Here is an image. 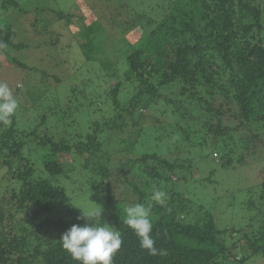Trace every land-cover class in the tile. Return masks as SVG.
Instances as JSON below:
<instances>
[{"label":"trees","instance_id":"16d2710c","mask_svg":"<svg viewBox=\"0 0 264 264\" xmlns=\"http://www.w3.org/2000/svg\"><path fill=\"white\" fill-rule=\"evenodd\" d=\"M5 1L11 7L19 5L16 0H2L0 10L8 9L4 6ZM87 2L79 0L88 10L92 9L94 21H88L86 13L81 10L72 14L58 7H47L56 8L50 10L38 7L34 21L43 27L33 38L22 36L23 30L19 31L14 23L20 21L18 18L0 12V41L7 44L0 53L7 55L19 72L23 70L26 76L28 68L43 71L28 67L16 53L13 56L9 54L10 51L28 49L40 38L45 39L43 34L51 35L47 47H52L50 50L55 48V52L64 57L62 61H69L70 74L75 73V80L65 104L68 110L58 109L54 113L58 115L56 120L73 124L78 121L77 115H88L86 131L79 129L72 136L65 133L58 139L47 130L41 132L39 124L28 129L18 127L17 115L13 116L11 124H0V264H79L60 241L61 235L73 224L86 222L77 219L82 214L80 208L75 207L64 189L52 181L66 172L58 158L60 153L71 155L72 171L90 173L92 188L98 186L107 203L112 205L111 209L102 210L103 215L99 219L121 232L123 243L113 257V264H242L258 255L264 262V210L260 219L250 217L239 227L220 228L211 212L199 206L193 207L180 191L166 190V183L173 181V172L178 168L184 169L185 164L163 154L160 142H154L159 151L142 152L134 158L125 151L111 156L105 148L107 136H112L113 131L123 132L124 125L123 122L119 124V119L124 121V116L128 115L133 117L132 120L137 117L147 120L145 115L162 97L163 103L172 107L162 109L161 118L155 117L153 124L160 126L159 134L167 133V126L171 124L176 126L168 133L176 136L179 144H188L187 154L191 147L199 149L209 145L216 150L212 151L217 155L216 162L227 167L234 161L243 160V154H236L234 147L247 146L248 140L254 143V147L260 142L264 151V138L261 137L264 135V14L259 1L164 0L168 6L162 5V19L158 23L141 19L139 22L146 25H140L136 18L129 16L128 25L120 28L119 35L122 36L129 31H137L134 42L125 39L122 43L121 59L97 48L104 46L110 34L97 20L105 19L100 16L97 5ZM18 10L21 11L20 7ZM75 25L80 26L75 34L85 36L80 43L83 54L77 49L78 40L76 44L69 41L72 35L68 36V26ZM144 26L150 28L146 30ZM65 38L67 41L64 43ZM59 43L61 48L53 45ZM96 51H102L103 57L95 56ZM73 62L76 63L74 66ZM87 63L98 64L109 79L114 77L117 81L108 86V90L98 78H95L97 84L94 85L89 76H81L80 68ZM120 66L121 70L118 69ZM41 75L46 74L41 72ZM65 75L67 73L63 77ZM54 79L57 83L61 81L56 76ZM124 84L133 88L125 90ZM93 87L103 88L104 92H98V96L107 95L111 115L110 110L106 114L101 113V104L105 101L97 102V105L91 99ZM120 88L124 91L121 95ZM161 89H165L167 94H161ZM171 93L177 97H171ZM91 113L97 116L92 117ZM228 113L230 117L226 116ZM72 114L73 118H70ZM46 118L42 116V124ZM66 118H70L72 123ZM187 118L192 122H187ZM178 120L185 124H179ZM136 123L139 134L145 125L152 124L151 121L140 124L134 120L133 125ZM158 140L162 139L158 136ZM136 141L137 136L134 138ZM32 144L43 149L41 163L37 165L26 155V147ZM173 145L178 146L176 143ZM167 148L171 149L169 145ZM249 150L255 153L256 148ZM106 158L108 162L103 161ZM111 158L119 160L112 162ZM187 160L183 162L189 166L193 164L192 158ZM38 167H42L45 174L39 175L36 172ZM124 168L133 172L126 182L122 177L126 174ZM122 184L126 188L118 191L117 187ZM153 186H162L166 190L164 206L150 200ZM258 189V200L248 199V209H258V202L264 205V181ZM137 202L152 203L151 235L155 246L166 249L167 255H150L141 249L139 238L123 223L124 208L128 206L125 204ZM61 205L66 208L64 216H45ZM233 236L238 237L236 241ZM239 247L244 251L241 255L235 252Z\"/></svg>","mask_w":264,"mask_h":264},{"label":"rangeland","instance_id":"374dc122","mask_svg":"<svg viewBox=\"0 0 264 264\" xmlns=\"http://www.w3.org/2000/svg\"><path fill=\"white\" fill-rule=\"evenodd\" d=\"M16 1L19 4L17 5V7H11L8 1H5L4 6L8 9L0 10V12L1 14H5L6 12V14H8L9 16L12 15L15 18H18L20 21H15L14 23L18 26L19 31L22 32L23 30L22 36H25L27 38H33L34 35L39 32V29L43 27L38 22L34 21L36 12H39V9H37L38 7H58L64 12H71L72 14H78L79 10H81V12L86 13L88 21L95 20L92 15V9L88 10L84 5L79 3V0ZM163 1L164 0H132V2H125V0H88L87 3L93 2L97 5L96 7L100 13V16L105 18L104 20L102 18H98L97 20L105 25L104 30H107L110 34V39H108L104 43V46H102L101 48H97L102 50L104 49L112 56H115L116 58H118L119 56L118 59H121L123 57L122 50L124 49L122 43L125 39L134 42L136 40L137 31H135L136 34L135 32L129 31L128 33H126V35L122 36L121 34L119 35L120 28H125L128 25L127 19L129 18V16L136 18L137 22L141 21V19L143 21L150 19L158 23L162 19V5H164L165 7L168 6L167 3ZM258 1L263 7L264 14V0ZM1 4L3 5L2 0H0V6ZM19 7L21 11L18 10ZM50 9L56 8H47L46 10ZM119 13L125 14L126 16L122 17ZM4 16L8 17L7 15ZM138 24L146 25L145 22H139ZM68 27V36L70 35V33L72 35V40H70L69 38V41L72 44H76L78 40L77 49L83 54V51L80 48V43L85 40V36H77V34H75V31L77 29H80V26L75 25L71 28L70 26ZM149 28L150 26H144V29L146 30H148ZM262 34L264 35V29L262 31ZM42 36L46 38H40L28 49L17 52L10 51L9 54L13 56L16 53V55L19 56V59L22 62L26 63L28 67H37L43 70L41 72H45L46 75L44 76L41 75V72L32 71L30 70V68H28L27 75L25 76V72L23 70H20L19 72V69H17L16 66L9 62V58L7 57V55H5L4 53H0V81H5L9 84L10 88L13 90L14 96L19 101V107L15 113V115L19 116L17 126L26 127L28 129V127H30L31 125L39 124V130L41 132L47 130L48 133L51 134V136L57 139L60 135L65 133H68L70 134V136H72L79 129H81L82 131H86L88 124H86L85 121L87 120L88 115H86L85 113H81L79 116L77 115L76 118L78 121L73 124H66L64 120L61 122H58L56 120L58 115L54 113L58 109H63L66 111L68 110V106L65 104H67L69 100L70 87L73 85V82L75 80V77H73L75 73L73 75L70 74L71 68L69 61H62L64 57L61 58V56L55 52V48L50 50V48L52 47H47L49 43L47 42V40H51V35L43 34ZM111 40L113 42H111ZM66 41L67 39L65 38L63 42L65 43ZM53 45L59 46V48H61L60 43ZM70 49L71 47L69 48V51H71ZM94 54L99 58L103 57L102 51H96L94 52ZM73 55L76 57V53ZM54 60L57 61V64ZM72 64L74 66L76 63L73 62ZM81 66H83V64ZM121 68L122 67L120 66L118 69L121 70ZM80 71L82 77L87 78L89 76L90 80L93 79L94 85L97 84L95 78H98L103 86L107 85L106 90L109 89L108 86L114 84V81H117V79H115L114 77L109 79L107 75L104 74L101 69H99V66L96 63H87L83 68H80ZM64 73H67V75L63 77ZM120 73L123 74L121 71ZM55 76L61 78V81L57 83L54 79ZM123 87L125 90H130L131 88H133L128 84H124ZM136 88L137 84L135 90ZM102 89L103 88L98 89V87H93L91 90V99H93L96 104L97 102L101 104L102 101H105L101 104V113L106 114L108 110H110L109 112L111 115V109L106 102L107 95L102 94L101 97L98 96V92H104ZM159 91L163 95L167 94V91L165 89H161ZM123 92L124 91H122L121 89L120 95ZM169 95L173 98L177 97L172 93ZM97 97H99V99H97ZM128 98L129 97H127V99ZM157 101L158 103L154 105L153 109H151L150 112H147V114L145 115L147 117V120H143L144 118L138 117L134 119L137 120V122H139L140 124L143 122H152V124L148 123L147 125H145L144 130H142L140 134L138 133L139 125L137 123L133 125V117H128V115H125L124 121L119 119V124L123 122L124 125L123 132L120 133L119 131H113L112 136L106 137V151L111 153V156L118 151H125L129 152V156L134 158L137 154H140L142 152H151L152 150L159 151L156 143L160 142V146L163 149V154H165L172 160L175 158L178 159L177 162L179 164H185L184 169L178 168L173 172V174L171 175L173 181H171L170 183H166V190L168 188H171L175 191H180L181 194H183L185 197H187V199L190 200L191 204H193V207L197 208V206H199L200 209L203 208L204 210L211 212L216 224L220 228H230L231 226L239 227V225L246 223V221H248L250 217H258L260 219L264 210V205H260V203L258 202V209H248L246 207L247 200L251 197L258 200V188L264 181V151L261 148L260 142L257 143V145L254 147V143L248 140V144L246 143L247 146H242L243 148L240 146L234 147L236 154H243V160L241 162L234 161L232 165L227 167L222 166L220 163L216 162L217 159L215 160V158L217 156L214 157L212 152L216 150H212L209 145L199 149H196L197 147H191L189 148L191 149V152L187 154L188 152H185V150L188 149V144L185 146L183 144L186 143L179 144L178 140L175 139L176 136L168 133L169 131L175 129L176 126H173L171 124L170 126H167V133L159 134L160 126L157 127L153 124V122L155 121V117L161 118L160 111L162 109H165V107L171 109L172 107L166 102L163 103L162 97L158 98ZM111 102L112 100H109V103L113 105V103ZM190 107L191 111L193 112L192 106ZM142 112L144 113V111ZM42 116H47L45 124H42L41 122ZM90 116L94 117L97 116V114L91 113ZM226 116L230 117L231 115L229 114ZM70 118H73V114ZM70 118H66L67 122L72 121H70ZM186 120L187 122H192L189 118H187ZM178 121L179 124H185L180 123V120ZM235 123L236 121H234V124ZM136 136L138 141L134 142V138ZM158 136L162 140L159 141ZM261 137L264 138V135L262 134ZM174 143H176V145L179 144L177 146L178 148L173 145ZM168 145L171 149L167 148ZM247 148H256V154L251 153L253 151ZM26 151V155L32 162H34V164L37 165L41 163L43 154V149L41 147L37 146V144H32L26 147ZM122 156L123 155H121V157ZM189 157L192 158L191 162L193 163H191L192 165L190 166L188 165V163L183 162V160L188 161L187 159ZM58 158H60L66 172L65 174L57 176L52 181L64 189V191L70 198V202L75 207H80L81 212L82 210L88 212L94 209L102 208V210H109L112 208V205L107 203L104 192L99 190L98 186H96L97 188H92L90 182V173L80 170L72 171L74 169V163L69 153H60L58 154ZM234 158L237 159L236 155L234 156ZM118 160L119 159L115 158L110 159V161L112 162H116ZM103 161L108 162L107 158ZM119 165L122 164H118V166ZM36 172H38L39 175L45 174L42 167H38V169H36ZM124 172H126V174L123 173L124 175H122V177L124 179V182H126L125 180L130 179L133 172L131 169L127 168H124ZM125 188L126 185L122 184L117 187V190L120 191ZM65 209V205H61L45 213V216L49 218L64 216ZM191 215H193V213L189 216ZM189 216L187 217L189 218ZM237 238L238 237L236 236L232 237V239H235V241L237 240ZM235 252L241 255V253L244 251L239 247L235 248ZM235 260L237 261V259ZM263 263V257L261 255L246 259L244 262H242V264Z\"/></svg>","mask_w":264,"mask_h":264},{"label":"clouds","instance_id":"9594fccd","mask_svg":"<svg viewBox=\"0 0 264 264\" xmlns=\"http://www.w3.org/2000/svg\"><path fill=\"white\" fill-rule=\"evenodd\" d=\"M4 48H7V44L0 41V49ZM18 107L19 101L9 84L0 81V124H11ZM150 200L161 206L166 204L167 193L162 186H153ZM151 210V202L147 205L142 202L130 204L124 208L123 223L139 238L141 249L147 250L150 255L165 256L167 250L158 249L151 235L153 231ZM102 215V208L88 212L82 210L77 219H84L86 222L82 225L73 224L60 237L63 248L79 264H113V257L121 248L123 240L120 230L109 223H101L99 218Z\"/></svg>","mask_w":264,"mask_h":264},{"label":"built area","instance_id":"2783aa9c","mask_svg":"<svg viewBox=\"0 0 264 264\" xmlns=\"http://www.w3.org/2000/svg\"><path fill=\"white\" fill-rule=\"evenodd\" d=\"M214 155H216V154H214Z\"/></svg>","mask_w":264,"mask_h":264}]
</instances>
